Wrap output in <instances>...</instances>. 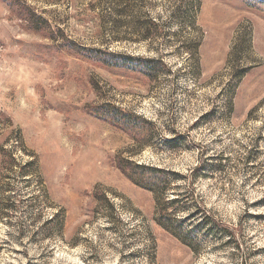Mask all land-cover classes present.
Returning <instances> with one entry per match:
<instances>
[{"label": "rangeland", "instance_id": "rangeland-1", "mask_svg": "<svg viewBox=\"0 0 264 264\" xmlns=\"http://www.w3.org/2000/svg\"><path fill=\"white\" fill-rule=\"evenodd\" d=\"M256 216L264 0H0V264H264Z\"/></svg>", "mask_w": 264, "mask_h": 264}, {"label": "trees", "instance_id": "trees-1", "mask_svg": "<svg viewBox=\"0 0 264 264\" xmlns=\"http://www.w3.org/2000/svg\"><path fill=\"white\" fill-rule=\"evenodd\" d=\"M87 55L90 56L92 59H96L98 62L102 63L103 65H108V62L109 60H107L108 58H111V55H108V54H105L101 51H90V50H85ZM128 59L132 60V58H129ZM139 61L141 63H145V62H148L147 60H140ZM150 62V61H149ZM151 63V62H150ZM122 170V169H121ZM163 212L161 211V214ZM256 217H259V218H264V216H256ZM200 226H203L200 225ZM199 226V227H200ZM225 228V226H224ZM168 232H170V234L174 237H177V232L179 231V228L178 230L177 229H170V230H167ZM207 231H211V232H214V233H218L221 237L222 236H225L227 238V241H235L237 238H238V234H236L235 230L234 229H231V228H226L224 230H222L220 227L218 226H209L207 228Z\"/></svg>", "mask_w": 264, "mask_h": 264}]
</instances>
